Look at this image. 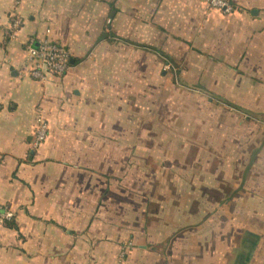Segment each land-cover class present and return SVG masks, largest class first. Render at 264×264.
Returning a JSON list of instances; mask_svg holds the SVG:
<instances>
[{"label": "crops", "instance_id": "1", "mask_svg": "<svg viewBox=\"0 0 264 264\" xmlns=\"http://www.w3.org/2000/svg\"><path fill=\"white\" fill-rule=\"evenodd\" d=\"M230 1L0 0V264H113L125 242L124 264H264V126L216 109L200 130L144 103V78L180 77L264 114V0ZM47 35L70 67L39 80L25 43Z\"/></svg>", "mask_w": 264, "mask_h": 264}, {"label": "rangeland", "instance_id": "2", "mask_svg": "<svg viewBox=\"0 0 264 264\" xmlns=\"http://www.w3.org/2000/svg\"><path fill=\"white\" fill-rule=\"evenodd\" d=\"M201 1L204 2L203 0H201ZM206 5L208 8H211L208 4H206ZM217 10H219V9H217ZM235 10H236V7H234V11ZM219 11H221L224 14H230V13L224 12L222 10H219ZM233 12H231V13H233ZM190 47L194 48L192 45H190ZM194 53H195L194 55H200V56L203 55L202 53H198V52L197 53L194 52ZM188 54L191 55V53H188ZM182 62L184 63L185 61H182ZM152 79L155 80V78H150V77L144 78V92H146L145 93L146 97L144 96V103H147V106H148V101H151L152 104H155V108H159V112L162 113V115L164 117H166L167 115H169L171 117L172 114H176V116H177V114H178V116L179 115L181 116L180 118H181L182 122L186 121L187 119H191V120L196 119L195 121L199 122L198 128L200 127V130H201V128H202V125L200 124L201 120L203 118L210 117L209 116L210 113L212 111L214 113L216 111V109H218L219 112H222L221 110H223L227 113V115H222V117H223L222 119H224V117L226 118L227 116L228 117H234V118H237V116H238L239 118L240 117L244 118L245 121H254V122L259 121L258 123H260V126H264V114L253 113L251 111H241V110L235 109V107L232 108L228 104L227 101L217 97L213 93H209V92H206L205 90H202L198 86H193L192 84H194V83L188 84V83L181 82L182 78H180V77H178V78H174V77L168 78L167 77L166 80L169 79L168 84H170V85L169 86L165 85V87H163V86L161 87L160 82L152 81ZM172 80H173L174 85L176 86V89H172V85H173ZM175 81L177 82V84ZM178 83L181 84V86H179ZM157 85H159V87ZM155 86H157V89ZM168 87H171V88H168ZM146 90H149V92L152 91L153 94H150V96H152L151 97L152 99L151 98L149 100L147 99L148 96H147ZM178 90H179V92H178ZM156 99H157V101H161L160 105H156V101H155ZM173 101L175 103H172ZM210 103H216V106L214 104L210 105ZM149 107L152 108L151 105ZM193 116H196V117H193ZM217 116H219V115H217ZM144 117H147V115L146 116L144 115ZM193 123H194V121L191 122L192 125H193ZM228 126H229V129H232V123H229L227 125V127ZM210 127H212V126H210ZM210 127H207L204 129V132L202 135L203 138L207 137L210 134H214L213 136L216 135V130H209ZM256 128H257V125L252 126V125L247 124L246 126L243 127L242 131H243V133L245 132V135L247 137L248 135L253 134V132L255 131ZM168 130L166 129V131H168V132L164 133L161 129L159 131L160 133H158V134H161L163 132L162 135L165 137L166 144L170 141V139L172 137L178 135L176 128H175L174 132H172L173 129L168 128ZM207 131L209 132V134H206ZM213 131L215 133H211ZM192 137H193V135H191L189 137V139H192ZM209 138H211V137H209ZM230 138H232V137H230ZM230 141H232V140L230 139ZM234 141H236V140H234ZM248 141H250V139H248ZM247 142H244V146L240 148V149L244 148L246 150V153H244L242 156L243 160H245L247 150L250 148V146L248 145ZM178 143L179 142L176 141V145H178ZM247 145H248V147H247ZM139 188H140L139 183H135V186L133 187V193H134L133 196L134 197L140 196L139 195V190H140ZM122 250L123 249L120 248L117 259L115 260V262L113 264H115L116 261L120 259V254H121ZM124 263L125 262H123V264Z\"/></svg>", "mask_w": 264, "mask_h": 264}, {"label": "built area", "instance_id": "3", "mask_svg": "<svg viewBox=\"0 0 264 264\" xmlns=\"http://www.w3.org/2000/svg\"><path fill=\"white\" fill-rule=\"evenodd\" d=\"M211 8L231 13L234 11V4L230 0H203ZM21 27L20 17H13L8 34L13 37ZM50 33V30H47ZM27 53L25 72L39 80H45L48 74L62 75L70 67V51L62 46L49 35L42 39L29 38L25 43ZM49 125L42 110H39L36 117V127L32 140L33 148L40 146L47 138ZM14 218V213L6 207H0V222H7ZM132 243L125 242L122 245L120 259L115 264H123L127 251Z\"/></svg>", "mask_w": 264, "mask_h": 264}]
</instances>
